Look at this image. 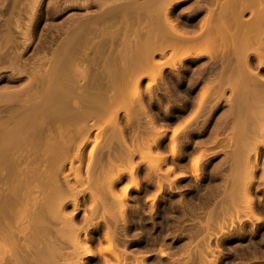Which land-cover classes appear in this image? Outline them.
<instances>
[{
	"label": "rangeland",
	"instance_id": "obj_1",
	"mask_svg": "<svg viewBox=\"0 0 264 264\" xmlns=\"http://www.w3.org/2000/svg\"><path fill=\"white\" fill-rule=\"evenodd\" d=\"M143 1L0 0V196L18 187L21 173L34 172L37 164L44 169L48 158L38 129L58 121L55 114L62 108L63 94H71L72 88L56 82L72 79L76 67L85 72L79 84L88 95L79 106L90 115L80 122L91 130L76 135L69 153L55 162L63 164L57 179L66 193L59 203L64 224L56 227L69 241L72 235L65 222L72 217L83 231L82 252L87 250L83 236L91 240L94 255L84 256L83 264H117L110 251L120 252L124 264H264V64L259 66L255 58V43L250 42L246 51L247 79L252 81L246 79L245 85L239 66L245 68L235 54L242 45L237 37L216 48L186 49L188 53L170 59L171 48L187 41L173 44L164 33L154 39L155 49L150 51L156 64L142 71L143 33L164 30L157 11L136 8ZM225 2L183 0L173 3L169 13L187 40H197L211 28L200 30L206 9L213 8L216 18ZM256 9L246 7L237 18L229 16V31L239 36L241 25L253 20ZM263 31L264 24V45ZM161 61L174 62L175 67L159 73ZM229 73L220 87L221 77ZM139 79L143 109L133 99ZM206 87L211 93L198 107ZM94 93L111 99L119 95V110L113 107L112 114L117 115L119 126L115 125L123 134L125 150H133L132 166L123 159L114 136L118 128L105 109L108 99L94 103ZM86 136L89 141L82 147ZM173 136L175 156L169 148ZM79 144L83 185L75 186L81 191L76 198L68 184L75 183L69 168L78 166ZM159 155L166 157L164 164L157 162ZM131 167L133 172H128ZM168 168L172 170L167 173ZM88 172L104 202L97 201L98 212L90 218L93 225L86 221L92 213ZM51 189L38 186L32 193L43 201ZM18 219L19 225L25 223L23 217ZM107 229L114 236L111 247L105 241ZM64 250L71 247L67 244ZM8 262L0 242V264Z\"/></svg>",
	"mask_w": 264,
	"mask_h": 264
},
{
	"label": "bare ground",
	"instance_id": "obj_2",
	"mask_svg": "<svg viewBox=\"0 0 264 264\" xmlns=\"http://www.w3.org/2000/svg\"><path fill=\"white\" fill-rule=\"evenodd\" d=\"M180 1H183V0H175V2L174 0H152V2L146 0L136 6V8L138 7V8L146 9L147 12L151 10L157 11L156 14H158L159 18L160 17L162 18L163 23H164L163 31H157L156 29H153V30L146 29V31L144 30L145 33H143L144 31L141 30V33H143L144 35L142 36L141 34L142 37L140 41V43L142 44L141 48H142V53H143V60L139 65L140 70L148 71L149 70L148 68H151L153 65L156 64L154 62L152 52L150 53V51H152V49H155L154 43L156 42L154 41V39L157 38L159 35H164V33L169 35V41L173 44H177V43L179 44V43H183L184 41H187L183 45L181 44V45H178L176 47L174 46L171 48L170 55H169L170 59L173 58L176 54L182 53L183 51H187V50L189 51L190 49H194V52H195V49H200L203 47L204 48H207V47L216 48L218 43L222 44L227 41H230V39L237 37V40L242 43V45L236 48V51H235V54L238 58L237 63L239 61V64L246 69V72H244L245 69L240 70L241 67L239 66V71L241 72L240 75H242L241 78L243 79V82L246 81L244 82V85L246 83L248 84L249 81H252V79H247L250 76L249 75L250 72L248 71L249 72L248 73L247 70H250V69L248 68V63H247L248 58L246 55L247 53L246 51L249 47V43L254 42L255 43V46H254L255 58L257 59L259 66L264 64V58L262 55V52L264 51V45L262 41V37H263L262 27L264 24V4H261L260 0H227V2H225L224 4H220L219 10L217 11V14H216V18L215 16H213L214 9L208 8L206 9V16L204 17L200 25V30H203L204 27H206L207 25H210L211 28L205 33V35L201 39L198 38L197 40L193 39L190 41V40H187L184 34L178 30L175 23L172 21L170 17L169 9L173 5V3H177ZM216 1H219V0H216ZM246 7H250V8L257 7L256 15L253 16V20L250 23L241 25L243 28V31L241 32L239 36H236L235 33H231L229 31V27L230 25H232L230 24L232 20L231 19L229 20V16L231 18L233 14L234 19L237 18V16L241 14L246 9ZM230 13L231 15H229ZM232 34H234L235 36ZM23 36L26 38L27 34L24 33ZM196 51L197 53H199L198 50ZM162 57H164V54H161V58ZM161 62L163 63V61ZM161 62L159 63L161 64ZM159 63L157 65H159ZM174 65H175L174 62H171V64H168L167 62V64L165 65L163 63V66L161 65V68L158 67V70H159L158 72L161 73V70L164 67H167V68L169 67L172 69L175 67ZM235 69L238 70L237 66ZM84 74L85 72L83 70L79 71L75 67V72L72 76V79L62 78L60 80H57L56 82L57 85L63 84L64 82L68 83V85L72 88V91H71V94L69 95H67L66 93L63 94L62 108L59 109L58 113L56 112L57 114H55L56 115L55 118L58 120L55 123V125L53 127L48 124H44L41 127L40 125H38L40 127V129H38L39 135H40V138L43 140L42 143H44V147H45V148L43 147V149H45L44 151L46 152V155L48 156V157L46 156V159L48 158L47 160H45L46 164L43 163L44 164V169L42 168L43 171L42 169L40 170L39 166H38L39 169L37 168L38 164L36 163L37 165H36V168L34 169V172L20 174L21 177L19 178L18 187L16 189H11L6 193V195L4 194L0 196V242L3 245L5 253L9 256L8 264H83L82 258L84 256L93 257L94 255V253H92L89 250V247H90L89 245H90L91 240L88 239L87 235L83 236V239L86 242L85 247L87 246V250H85V252H82L83 250L82 248L84 247V245L82 247L80 244L79 233L83 231H81L82 229L80 230L79 228L75 226L72 220V217L69 218V221L65 222V224L69 227L71 231V235H72L69 241L66 240V238L61 235L59 228L56 227L57 223H59L60 225L64 224V222L62 221L63 219L59 217L61 213V209H62L59 203L62 197L66 193L63 192L65 190L63 189H62L63 191L61 190L60 188L61 185L59 186L58 179H57V176H58L57 172H59L60 168L63 169L62 168L63 164L56 166L55 162L59 158L60 155H67L69 153V151L71 150L72 141L76 135H78L79 133L81 134V132H84V131H86L88 135L89 131L91 130V128H89L86 123L82 124L80 122V121L86 120L87 117L90 116L87 110L80 107L81 101L85 98H88V95H86L85 93L84 87H82L83 84L82 85L79 84V81L81 77L84 76ZM229 77H231L230 73L229 75L221 77L219 81V86L222 84L223 80H228ZM255 77H257V75ZM242 79H240V81ZM246 79L249 81L247 82ZM152 81L154 82V80H151V82ZM109 82H111V80ZM139 83H140V79L136 83V87H135L136 89H135V93L133 94V99H134V103L138 105L141 109H143L142 103H141V92L138 91ZM257 84L262 86V82L260 83V81H257ZM210 89H211L210 87H206L203 90V92H201V95H200L201 99H200L199 104H197L198 107H200L201 103H203V98L204 97L206 98L209 95V93H211ZM214 90L218 91L219 88L214 89ZM90 97H91L90 99L94 103H97V104H100L104 98H107L108 104L105 107V109L108 110L109 113L111 114H112V111L114 110L113 107H115L116 109L118 107L117 106L118 103L116 102L119 99V95H118V98L116 95L115 96L112 95V99H111V97L108 96L107 94L94 93ZM116 109L114 111L115 113H117ZM118 110L119 109H117V111ZM111 114H109V117L111 118V116H113V121L111 118V121L113 122L112 124H114L115 128L116 127L118 128L119 125L115 123L116 121L115 116L117 115L114 113L112 115ZM127 116H130V115L127 114L126 117ZM115 124H117L118 126H116ZM113 131L114 130H112V133ZM114 132H115L114 136L120 142V146L122 148L123 159H126L125 160L126 162L127 161L130 162V163L128 162L127 163L129 165L131 164L130 166H132L133 165V162H132L133 161L132 159L133 150L131 149L130 152L128 151L129 149H127V151L125 150L128 147L125 146V143L122 137L123 134H121L120 128L116 129ZM94 139L93 140L96 143H98V138L95 137ZM83 141L84 140H82L81 145L83 144ZM88 141H89L88 136H86L82 147L86 145ZM81 145L79 144V146H76L78 149L75 148L77 152L75 151L76 158L75 157L74 158L78 161V166H76V168L74 169L72 167L69 168L70 171H72L73 173L75 183L73 185L68 184L71 190L69 193H72V195L75 194L78 196H79L80 190L76 191L75 186L79 185L80 187L83 185V178L81 177V172H80V167H81L80 165L82 162V154H81L82 152L81 151H83L82 149L79 151V148L81 147ZM147 145L145 147H147L148 149L150 146H147ZM135 147H136V151H139L141 148L140 144H136ZM169 148H170V152L172 156H175L177 153V145H176L174 136L171 139ZM92 155H93V147L89 152V155H88L89 159H91ZM157 157H158V161L157 160L156 161L160 165L166 162L165 156L159 155ZM97 163H98V159H97ZM195 164H197V161L195 162ZM33 165L34 164L32 163V167H35ZM32 167L30 168L32 169ZM129 168L127 171L133 172L134 167H131V170ZM151 168H152V165H151ZM153 170L155 172L158 169L153 168ZM171 170H172L171 168H168L166 172L167 173L171 172ZM158 171H160V169ZM118 178L116 179V181L117 180L120 181V178L119 179ZM86 180H87V183L91 186V189H89L88 193L90 194V197H91L90 199L92 200L91 201L92 213L90 214L91 217L89 218L86 217L87 218L86 221L88 224L90 223L91 225H93L91 222L92 221L91 219H93L94 216H96L98 212V206H97L98 202L97 201H99L101 205H103L104 202L102 203L101 198L99 199V195L97 194L98 192L96 193V190H94L96 188V184L94 180L92 179V172H88V176ZM47 185L49 186V188L50 187L52 188L51 192L48 195H46V197L44 196L45 198H43L44 200L42 199L43 201H37L38 198H36L32 192L38 186L42 187V186H47ZM109 189L110 188H108V191L110 194L111 192ZM110 195L113 200L117 201L115 195H114L115 199L113 198L112 196L113 193ZM78 196H75V197L77 198ZM41 198L39 197L40 200ZM73 201H72L73 203L72 205L73 207H76L77 206V204L75 203L76 201L74 202ZM105 208L107 209V207ZM105 208L103 210L104 213H106ZM106 211H108V209ZM8 214H11L12 216L11 219H7ZM20 216L25 219V223L23 225H19L18 223V220H19L18 217ZM105 241L107 242V244H109L110 247L114 244L113 243L114 236L109 230L105 235ZM67 244L71 247V250L68 252L64 250ZM110 256H112V258L116 260L117 264H124L123 262L124 258L122 257L120 252L110 251ZM103 258H105V256H103Z\"/></svg>",
	"mask_w": 264,
	"mask_h": 264
}]
</instances>
